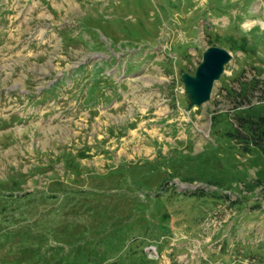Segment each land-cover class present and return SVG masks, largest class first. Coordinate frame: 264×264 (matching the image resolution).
Wrapping results in <instances>:
<instances>
[{
    "label": "rangeland",
    "instance_id": "rangeland-1",
    "mask_svg": "<svg viewBox=\"0 0 264 264\" xmlns=\"http://www.w3.org/2000/svg\"><path fill=\"white\" fill-rule=\"evenodd\" d=\"M254 75L264 0H0V264H264V153L225 136Z\"/></svg>",
    "mask_w": 264,
    "mask_h": 264
},
{
    "label": "trees",
    "instance_id": "trees-1",
    "mask_svg": "<svg viewBox=\"0 0 264 264\" xmlns=\"http://www.w3.org/2000/svg\"><path fill=\"white\" fill-rule=\"evenodd\" d=\"M237 88H230L227 90L228 95L232 99L237 100V104L233 107L234 113L231 114L233 119V128L226 131L227 136L234 145H236L243 152L249 153L252 148H257L264 153V115L254 117L249 113L241 114L237 112L243 105L247 108H254L255 104L251 103L249 94H253L254 90H262L261 80L254 75L250 80L237 79ZM257 84L259 87H257ZM264 102V97L259 103ZM249 191L260 188L264 191V167L256 171V176L247 184ZM223 198L228 197L227 194H221ZM233 202H235L233 200ZM257 257V256H256Z\"/></svg>",
    "mask_w": 264,
    "mask_h": 264
},
{
    "label": "water",
    "instance_id": "water-1",
    "mask_svg": "<svg viewBox=\"0 0 264 264\" xmlns=\"http://www.w3.org/2000/svg\"><path fill=\"white\" fill-rule=\"evenodd\" d=\"M232 54L224 47L210 45L201 54V60L193 73L180 72L188 106H200L211 98L216 80L224 72V67L231 60Z\"/></svg>",
    "mask_w": 264,
    "mask_h": 264
}]
</instances>
